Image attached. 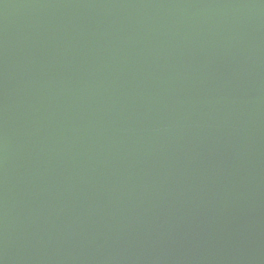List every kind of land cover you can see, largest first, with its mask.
<instances>
[{
  "label": "water",
  "instance_id": "water-1",
  "mask_svg": "<svg viewBox=\"0 0 264 264\" xmlns=\"http://www.w3.org/2000/svg\"><path fill=\"white\" fill-rule=\"evenodd\" d=\"M0 264H264V0H0Z\"/></svg>",
  "mask_w": 264,
  "mask_h": 264
}]
</instances>
